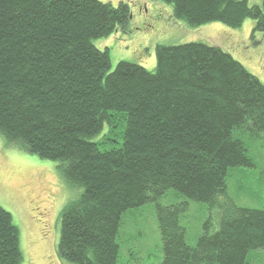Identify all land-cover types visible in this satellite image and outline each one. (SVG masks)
Here are the masks:
<instances>
[{"label": "trees", "instance_id": "trees-1", "mask_svg": "<svg viewBox=\"0 0 264 264\" xmlns=\"http://www.w3.org/2000/svg\"><path fill=\"white\" fill-rule=\"evenodd\" d=\"M188 28L254 21L264 33V0H150ZM129 2L0 0V135L14 147L56 162L78 191L60 214L56 256L72 264H117L122 214L155 202L163 258L158 264H245L264 248V207L227 197L230 168L255 167L235 128L264 135V83L226 50L199 42L156 46L153 71L120 61L94 40L126 30ZM122 117L121 145L110 140ZM173 189L205 203L195 246L180 215L163 206ZM18 226L0 206V264H21Z\"/></svg>", "mask_w": 264, "mask_h": 264}, {"label": "rangeland", "instance_id": "rangeland-1", "mask_svg": "<svg viewBox=\"0 0 264 264\" xmlns=\"http://www.w3.org/2000/svg\"><path fill=\"white\" fill-rule=\"evenodd\" d=\"M117 5L129 2L132 17L126 30L116 29L110 36L94 40L100 49L107 48L110 71L120 61L139 64L153 71L156 67L157 45H180L199 42L220 47L229 52L253 75L264 83V33L251 38L254 21L244 20L239 28L221 23H208L188 28L174 20L169 6L150 0H99ZM258 5L261 0H247ZM114 115L110 140H100L105 129L91 138L104 145L103 149L121 145L123 120ZM247 145L255 167L230 168L226 177V195L237 206L252 209L264 207V135L246 128H235ZM56 162L14 147H6L0 135V206L9 211L18 226L22 250L21 264H72L60 261L56 247L60 237V214L76 198L78 191L66 184L55 168ZM187 202L186 212L180 215V225L186 231V243L195 246L202 224L209 215L208 206L187 199L173 189L157 199L166 206ZM119 254L117 264H158L163 250L155 202H148L122 214L118 229ZM245 264H264V248L250 252Z\"/></svg>", "mask_w": 264, "mask_h": 264}]
</instances>
